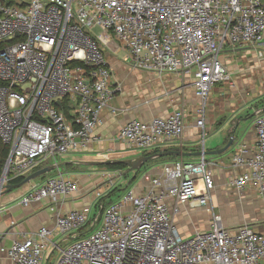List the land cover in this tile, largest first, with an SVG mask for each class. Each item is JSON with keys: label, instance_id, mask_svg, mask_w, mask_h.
<instances>
[{"label": "built area", "instance_id": "2783aa9c", "mask_svg": "<svg viewBox=\"0 0 264 264\" xmlns=\"http://www.w3.org/2000/svg\"><path fill=\"white\" fill-rule=\"evenodd\" d=\"M263 36L264 0H0V139L8 147L0 190L51 167L54 174L31 187L21 204L48 199L61 205L78 193L60 161L99 140L94 130L103 110L116 112L112 99L122 85L106 55L119 50L133 69L192 77L204 150L207 99L215 84L230 79L221 58L225 47H248L263 57ZM65 98L69 118L61 109ZM255 115V148L247 157L241 146L235 149L231 164L243 171L230 187H251L264 200V111ZM185 128L178 108L167 116L127 120L116 139L144 151L181 142ZM142 177L149 181L146 189H129L104 206L98 201L90 217L88 209L61 212L52 226L0 250L10 264H43L46 250L58 247L54 236L68 235L55 264H264V233L247 223L227 227L215 210L204 155L197 162L165 163L157 174ZM115 178L94 189L98 200ZM181 206L206 211L210 227L182 236L175 223Z\"/></svg>", "mask_w": 264, "mask_h": 264}, {"label": "crops", "instance_id": "0c3cea01", "mask_svg": "<svg viewBox=\"0 0 264 264\" xmlns=\"http://www.w3.org/2000/svg\"><path fill=\"white\" fill-rule=\"evenodd\" d=\"M261 49L264 51V36ZM106 58L112 68L114 80L122 85V90L116 93L112 99V105L116 112L111 113L108 109L103 110L101 113L102 123L94 130V135L99 140L88 144L81 151L65 154L60 161L61 171L77 181L78 193L65 199L61 205L51 204L48 199L33 201L27 205L21 204V197L44 178L53 175V170L44 173V176L40 175L34 182L30 180L18 188L0 193V248L6 249L14 240L34 232L40 226H52L55 218L61 212L88 209L89 217L92 216L91 209L93 205H96L97 209L99 201L94 194V189L101 186L109 176L116 177L117 171L106 168L108 161L151 155L155 150H159V152L164 150L187 152L202 150L199 129L195 126L200 99L194 94L190 75L180 73L159 75L156 72L131 68L124 57L119 59L108 53ZM221 58L227 67L230 79L215 84L207 99L205 127L215 135L209 146L204 145L203 148L205 151L217 149L224 146L232 135L235 138L227 151L217 155H204L207 160V168L212 173L213 179L211 200L225 226L233 227L247 223L264 233V200L251 187L242 191L230 187V180L243 171V167H234L231 164V156L235 149L241 146L245 150L244 156L247 157L253 153L255 148L253 121L256 111L264 110V56L259 57L255 50L248 47L227 46ZM221 83H223L222 86H220ZM178 108L182 109L186 122L181 142L169 141L151 149L131 154L128 151L130 149L116 139L119 129L127 120H148L155 116H167ZM201 156H175L176 158L173 160L168 159L158 164H144L145 170L139 175L140 177L137 176L132 180L133 173L126 185L132 181L134 183L136 180L137 183L134 187L129 189L140 192L149 186V181L144 180L142 174H157L163 164L180 159L197 162ZM80 166L87 168L83 171L78 170L77 168ZM117 183L115 178L114 186L105 195L111 191L116 192ZM120 196H117V199ZM110 201L114 200L109 197L105 199L104 203ZM187 210V207L181 206V211L175 217L176 226L182 236H188L197 229L203 230L210 227L211 216L204 210L197 213L201 217L200 220L204 221L201 228L196 227L198 224L196 219L190 220V224L185 226L180 213H185ZM54 241L58 247L52 246L46 250L43 264H55L59 248L65 247L71 239H68V235H56ZM0 264H10L7 253L1 250Z\"/></svg>", "mask_w": 264, "mask_h": 264}, {"label": "water", "instance_id": "95a60500", "mask_svg": "<svg viewBox=\"0 0 264 264\" xmlns=\"http://www.w3.org/2000/svg\"><path fill=\"white\" fill-rule=\"evenodd\" d=\"M57 104H60L59 101H56ZM235 136L232 135L231 137H229L228 141L226 142V144L220 148L217 149H213V150H209V151H205V150H199L196 152H187V151H182V150H164V151H160L159 153L156 154H151V155H141L138 156L136 158H132V159H127V160H115V161H108V163L111 162H123L126 164L127 169L124 171V173H130L133 171H138L141 169V167L150 159L155 158V157H165V156H177V157H184V156H199V155H217V154H221L225 151H227L231 145L233 144ZM51 170V167H44L42 169L36 170L28 175H26L22 181L18 182V183H9L6 185H3L2 190H0V193L2 192H8L12 189L18 188L21 185L29 182L30 180H32L33 178L40 176L44 173H47Z\"/></svg>", "mask_w": 264, "mask_h": 264}, {"label": "rangeland", "instance_id": "374dc122", "mask_svg": "<svg viewBox=\"0 0 264 264\" xmlns=\"http://www.w3.org/2000/svg\"><path fill=\"white\" fill-rule=\"evenodd\" d=\"M93 31L95 32V33H99L100 32V30L98 29V28H94L93 29ZM107 51V50H106ZM111 55H115L117 58H119V59H123V57L125 56V52H124V50H119L117 53H111V52H109ZM225 54H227V52H225ZM223 85V83H221L220 84V86H222ZM263 103H264V101H263ZM206 134H205V136H204V140H203V143H204V145H206V146H209V143H210V141L213 139L212 137L215 135V133H211L207 128H206ZM202 141V140H201ZM131 154H135V153H138V152H140V151H136V152H133L132 150H128ZM170 160H173V159H170ZM145 164H154L153 162H147V163H145ZM85 168H87V167H84V166H80V167H78L77 169L78 170H84ZM127 169V168H126ZM145 170V165H143L142 167H141V169L139 170V172H135V171H133V172H130L129 174H126V175H122V172H119V171H117L115 174H116V179H117V181H118V183H117V187H116V189H115V191L116 192H114L113 194H111V198H112V200H117V196H120L122 193H124L125 191H127L129 188H133L134 187V185L137 183V181L135 180L134 181V183H133V181L129 184V185H126V183L128 182V180L130 179V177L132 176V174L134 173V176L136 175V177L137 176H139L141 173H143V171ZM121 173V174H120ZM120 174V175H119ZM38 177L39 176H37V177H35V178H33L32 180H31V182H34V181H36L37 179H38ZM140 177V176H139ZM139 179V178H138ZM216 210V209H215ZM91 211H92V215L93 214H96L97 212H98V210L96 209V205H93V208L91 209ZM199 211H203V209H188L185 213L184 212H181L180 213V215H181V217H183V222H184V224H185V226L186 225H188V224H190V220H198V224H196V227H198V228H201V226H202V224H203V220H200V216H198V212ZM217 211V210H216ZM200 220V221H199Z\"/></svg>", "mask_w": 264, "mask_h": 264}, {"label": "trees", "instance_id": "16d2710c", "mask_svg": "<svg viewBox=\"0 0 264 264\" xmlns=\"http://www.w3.org/2000/svg\"><path fill=\"white\" fill-rule=\"evenodd\" d=\"M64 100H65V103H64V105L61 107V109L64 111L65 115L69 118V117H70L69 114H68V109L70 108L69 100H68V98H65ZM263 106H264V103H263ZM262 110H263V109H262ZM263 111H264V110H263ZM158 152H159V150H155V151H153L152 153H153V154H156V153H158ZM7 154H8V147H7L6 145H4V144L2 143V141H1V139H0V174H1V170H2V167H3V163H4V161H5V158L7 157ZM148 154H150V153H148ZM174 158H176V157H175V156L155 157V158H152V159L148 160L147 162H150V163L153 162L154 164H158V163L163 162V161H165V160H168V159H174ZM147 162H146V163H147ZM106 168H107L108 170H111V171H120V172H122V174H126V173H124V171L126 170L127 166H126V164L123 163V162H112V163H108V164L106 165ZM137 172H139V170H138ZM42 175H43V174H42ZM44 175H45V174H44ZM44 175H43V176H44ZM24 177H25V176H20V177H18V178H15V179L11 180L10 183H18V182L22 181V179H23ZM135 178H136V175L132 178V180L135 179ZM113 192H114V191H111V192H109L107 195H105V196H103L101 199H99V203H102L103 206L106 205V204H108V203H104V201H105L106 198H109L110 195H111ZM110 202H111V201H110ZM110 202H109V203H110Z\"/></svg>", "mask_w": 264, "mask_h": 264}]
</instances>
